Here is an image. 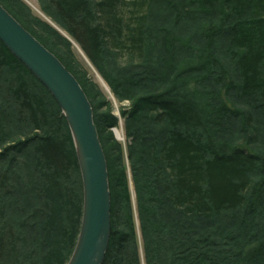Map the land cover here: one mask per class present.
Returning <instances> with one entry per match:
<instances>
[{
	"label": "trees",
	"instance_id": "1",
	"mask_svg": "<svg viewBox=\"0 0 264 264\" xmlns=\"http://www.w3.org/2000/svg\"><path fill=\"white\" fill-rule=\"evenodd\" d=\"M0 2L93 104L112 192L103 264H264V0H39L130 100L126 147L71 41ZM83 207L65 114L0 39V264H67Z\"/></svg>",
	"mask_w": 264,
	"mask_h": 264
},
{
	"label": "water",
	"instance_id": "2",
	"mask_svg": "<svg viewBox=\"0 0 264 264\" xmlns=\"http://www.w3.org/2000/svg\"><path fill=\"white\" fill-rule=\"evenodd\" d=\"M0 39L56 98L75 142L84 207L78 240L67 264H103L112 231V192L93 104L73 72L1 2Z\"/></svg>",
	"mask_w": 264,
	"mask_h": 264
},
{
	"label": "rangeland",
	"instance_id": "3",
	"mask_svg": "<svg viewBox=\"0 0 264 264\" xmlns=\"http://www.w3.org/2000/svg\"><path fill=\"white\" fill-rule=\"evenodd\" d=\"M23 1L31 8L32 12L36 16L48 21L50 24H52L55 28H57L64 36H66L71 41L72 43L71 49L73 53L75 54V57L87 70L88 76L92 79V81H94L99 86V89L102 90L104 95H106L107 98L110 99L112 103V111L118 117V120H119V124L115 127H112V131L115 137L119 141H121L126 147L127 142H128V137L125 131V122H124L125 118H124V115L122 114V109L129 107L131 103L130 100L119 99L115 95L110 85L107 83L105 78L99 73L96 67L90 62L89 58L87 57L83 49L80 47V45L75 41L73 37H71L66 31H64L58 23H56L48 14H46L43 11L39 0H23ZM118 129H120V132H122V135L120 137L117 135ZM131 185H132L133 203H134V207L136 208V204H137L136 193H135L133 183ZM136 215H137V224L139 225L138 214L136 213Z\"/></svg>",
	"mask_w": 264,
	"mask_h": 264
},
{
	"label": "bare ground",
	"instance_id": "4",
	"mask_svg": "<svg viewBox=\"0 0 264 264\" xmlns=\"http://www.w3.org/2000/svg\"><path fill=\"white\" fill-rule=\"evenodd\" d=\"M117 135L120 137L122 135V132H120V129L117 130Z\"/></svg>",
	"mask_w": 264,
	"mask_h": 264
}]
</instances>
